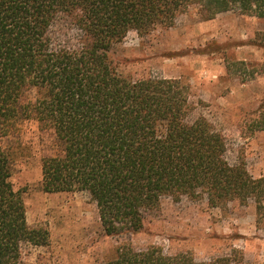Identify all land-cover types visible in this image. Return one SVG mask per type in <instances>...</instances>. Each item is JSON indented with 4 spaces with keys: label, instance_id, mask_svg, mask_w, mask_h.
<instances>
[{
    "label": "trees",
    "instance_id": "obj_1",
    "mask_svg": "<svg viewBox=\"0 0 264 264\" xmlns=\"http://www.w3.org/2000/svg\"><path fill=\"white\" fill-rule=\"evenodd\" d=\"M191 9L202 21L234 10L264 19V0H0V264H26L25 247L49 242L46 229L28 225L11 181L15 153L4 143L28 120L55 140L42 159L44 192L87 193L109 237L139 233L164 200L215 209L254 202L264 215V179L241 159L229 163L227 138L210 120L191 119L188 86L123 76L111 58L129 33L171 29ZM255 130L264 131V114ZM243 262L238 249L198 261L127 240L104 264Z\"/></svg>",
    "mask_w": 264,
    "mask_h": 264
},
{
    "label": "rangeland",
    "instance_id": "obj_2",
    "mask_svg": "<svg viewBox=\"0 0 264 264\" xmlns=\"http://www.w3.org/2000/svg\"><path fill=\"white\" fill-rule=\"evenodd\" d=\"M110 55L123 76L182 80L196 107L191 119L210 120L227 138L229 163L241 159L251 175L264 179V131L255 130L264 114V19L234 10L202 21L191 9L171 29L129 33ZM4 143L15 153L11 181L22 192L28 225L49 233L48 245L25 247L26 264H104L127 240L138 249L191 253L198 261L238 249L243 264H264V215L254 202L215 209L206 200H164L139 233L109 237L87 193L44 192L42 159L56 150L51 132L28 120Z\"/></svg>",
    "mask_w": 264,
    "mask_h": 264
}]
</instances>
